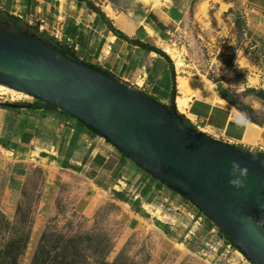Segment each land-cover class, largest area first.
<instances>
[{"label": "rangeland", "instance_id": "1", "mask_svg": "<svg viewBox=\"0 0 264 264\" xmlns=\"http://www.w3.org/2000/svg\"><path fill=\"white\" fill-rule=\"evenodd\" d=\"M105 1L120 11L139 3L160 4ZM165 1L162 8L177 10L171 15L174 24L149 44L179 52L183 75L201 81L205 98L225 100L258 130L256 144L233 146L264 154V21L257 9L250 0ZM167 55L174 65L177 98L176 63ZM0 102L37 100L0 94ZM8 135L0 132V264H252L178 193L160 199L157 208L142 209L125 194L99 189L71 165L59 159L58 164L52 150L40 153L34 145L8 139L12 132Z\"/></svg>", "mask_w": 264, "mask_h": 264}, {"label": "water", "instance_id": "2", "mask_svg": "<svg viewBox=\"0 0 264 264\" xmlns=\"http://www.w3.org/2000/svg\"><path fill=\"white\" fill-rule=\"evenodd\" d=\"M0 85L50 104L101 134L201 209L252 264H264V154L213 139L186 125L182 114L68 58L32 31L1 24ZM232 161L249 170L245 189L229 184Z\"/></svg>", "mask_w": 264, "mask_h": 264}, {"label": "crops", "instance_id": "3", "mask_svg": "<svg viewBox=\"0 0 264 264\" xmlns=\"http://www.w3.org/2000/svg\"><path fill=\"white\" fill-rule=\"evenodd\" d=\"M169 1L172 4L173 0ZM250 1L264 21V0ZM91 2L100 9L108 5L105 0ZM166 2L160 0V4L152 7L139 3L125 11L112 6L114 16L101 10L126 36L149 44L168 33L170 24H174L171 15L177 10L170 7L172 11L168 12L162 8ZM0 11L21 19L47 37L55 30L62 39L58 44L70 48L80 61L110 72L114 78L161 104L170 101L173 85L169 62L154 52L117 38L86 3L78 0H0ZM45 111L44 107L36 110L0 108L4 118L0 122L1 136L7 137L12 132L8 139L13 137L24 147L34 145L40 153L52 150L58 164L62 161L71 165L88 175L99 189L125 194L142 209L145 206L157 208L155 205L160 199L174 193L77 119L57 111ZM184 114L208 136L225 137L226 144L242 146L247 140L254 145L258 140L259 132L255 127L233 118L229 108L205 97L193 98Z\"/></svg>", "mask_w": 264, "mask_h": 264}, {"label": "trees", "instance_id": "4", "mask_svg": "<svg viewBox=\"0 0 264 264\" xmlns=\"http://www.w3.org/2000/svg\"><path fill=\"white\" fill-rule=\"evenodd\" d=\"M80 2H84L87 4V6L95 13L97 14L103 21L104 23L107 25L108 29L119 39L125 40L130 44L136 45L139 48L143 49L144 51L147 52H154L160 56H162L163 58H165L169 64H170V69H171V75H172V92L170 95V102L171 105H164V107L169 108L170 110L176 111L177 113V107H176V103H175V99H176V91H175V70H174V65L172 60L170 59V57L160 48H157L153 45H150L148 43H144L142 41H140L137 38H129L128 36H126L122 31L118 30L112 23V21L106 16V14L104 12H102V10L97 7L94 3L91 2V0H78ZM0 24L3 25L4 27H6L7 29H13V30H22V31H32L33 33H35L36 35H38L39 37H41L42 39L49 41L50 43H53L54 45H56L58 48L62 49L65 53V55L73 60H79V58L75 55V53L68 47H64V46H60L58 43H56L55 41H53L52 39H50L49 37H47L46 35H44L43 33L39 32L38 30H36L35 28L25 24L21 19L9 15L7 13L1 12L0 11ZM91 68L96 69L97 71H100L106 75L112 76L114 77L110 72L105 71L103 69H101L100 67L88 64ZM144 94V93H143ZM146 95V94H144ZM147 97H150L149 95H146ZM152 98V97H151ZM154 99V98H153ZM155 100V99H154ZM24 106H29L30 109H41L43 107H45L47 110H58L56 107L50 105V104H46L40 101H37L34 104H24ZM2 107L6 108L7 105L6 104H2ZM61 112V111H60ZM65 115H68L64 112H61ZM70 116V115H69ZM184 118V123L186 125L189 126H193L192 123L184 116L182 115ZM72 117V116H71ZM74 118V117H73ZM83 124V123H82ZM85 127H87L92 133L99 135L101 137H103L101 134H99L98 132L94 131L93 129L89 128L88 126H86L85 124H83ZM195 127V126H194ZM196 128V127H195ZM107 142L111 143L108 139H106L105 137H103ZM116 147V146H115ZM235 147V146H234ZM123 155H125L126 157H128L123 151H121L118 147H116ZM241 148V147H239ZM129 158V157H128ZM151 175V174H150ZM152 176V175H151ZM153 178H155L154 176H152ZM156 179V178H155ZM158 180V179H157ZM162 183V182H161ZM163 184V183H162ZM165 185V184H164ZM168 187V186H167ZM170 190H172L170 187H168ZM174 191V190H172ZM176 192V191H174ZM178 193V192H176ZM179 194V193H178ZM180 196H182L184 199L190 201L187 197L179 194ZM191 202V201H190ZM192 203V202H191ZM198 208V207H197ZM199 209V208H198ZM201 213H203V211L201 209H199ZM204 214V213H203ZM205 215V214H204ZM206 216V215H205ZM207 217V216H206ZM225 239L229 242V244L234 247L237 251H239L249 262L250 259L245 255V253L236 245H234L226 236H224Z\"/></svg>", "mask_w": 264, "mask_h": 264}, {"label": "bare ground", "instance_id": "5", "mask_svg": "<svg viewBox=\"0 0 264 264\" xmlns=\"http://www.w3.org/2000/svg\"><path fill=\"white\" fill-rule=\"evenodd\" d=\"M105 11L110 16H114L115 14L114 9L109 5L105 7ZM164 51L175 60L176 68L178 72V77H177L178 86L177 87L179 89V95L177 96L175 101H176L178 110L181 113H185L189 107L190 102L193 100V98H200V99L204 98V94L202 92V86L200 84L201 81L198 82L195 79L187 78L183 75L184 71L182 68L184 66V63H183L184 61L181 60L179 52H177L175 49H172L170 47H166ZM0 94L19 95V96H23L27 100L33 99L32 97L26 94L17 92L3 85H0ZM208 99L211 100V102L215 104H219L223 107L229 108L233 118L241 119L240 113L233 106H230L225 100H222V99L217 100L215 98H208ZM100 199L101 198H96L95 200L98 201Z\"/></svg>", "mask_w": 264, "mask_h": 264}, {"label": "clouds", "instance_id": "6", "mask_svg": "<svg viewBox=\"0 0 264 264\" xmlns=\"http://www.w3.org/2000/svg\"><path fill=\"white\" fill-rule=\"evenodd\" d=\"M248 175L249 170L246 167H242L238 161H232L230 176L233 177V179L229 180L231 187L237 190L245 189L247 187L245 180Z\"/></svg>", "mask_w": 264, "mask_h": 264}, {"label": "built area", "instance_id": "7", "mask_svg": "<svg viewBox=\"0 0 264 264\" xmlns=\"http://www.w3.org/2000/svg\"><path fill=\"white\" fill-rule=\"evenodd\" d=\"M40 23H43V21L41 20ZM32 25V24H30ZM48 37H50L51 39H53L54 41H56L57 43H61L62 39L61 37H59V34L57 32H55V30H52L51 33L47 34Z\"/></svg>", "mask_w": 264, "mask_h": 264}]
</instances>
